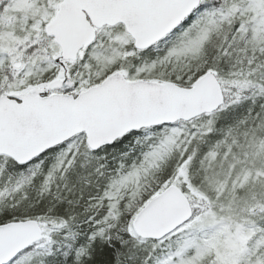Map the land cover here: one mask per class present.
I'll return each mask as SVG.
<instances>
[{
	"label": "snow or ice",
	"instance_id": "snow-or-ice-1",
	"mask_svg": "<svg viewBox=\"0 0 264 264\" xmlns=\"http://www.w3.org/2000/svg\"><path fill=\"white\" fill-rule=\"evenodd\" d=\"M0 264H264V0H0Z\"/></svg>",
	"mask_w": 264,
	"mask_h": 264
}]
</instances>
